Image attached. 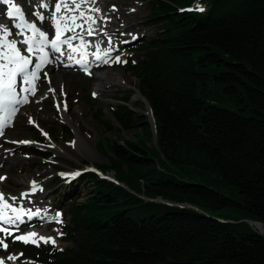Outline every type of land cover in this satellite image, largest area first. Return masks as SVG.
<instances>
[{
  "label": "trees",
  "instance_id": "obj_1",
  "mask_svg": "<svg viewBox=\"0 0 264 264\" xmlns=\"http://www.w3.org/2000/svg\"><path fill=\"white\" fill-rule=\"evenodd\" d=\"M148 5L157 31L127 71L154 129L125 98L112 119L95 112L107 132L138 130L97 145V169L127 189L86 174L87 199L67 205L70 246L18 249L43 264H264V237L245 222L264 225V0Z\"/></svg>",
  "mask_w": 264,
  "mask_h": 264
},
{
  "label": "rangeland",
  "instance_id": "obj_2",
  "mask_svg": "<svg viewBox=\"0 0 264 264\" xmlns=\"http://www.w3.org/2000/svg\"><path fill=\"white\" fill-rule=\"evenodd\" d=\"M100 2L102 5L97 8L103 10L102 15H107L101 16L100 20L112 22L109 30L123 36L120 44L122 49L118 54L121 62L111 61L88 76L75 73L71 79L67 75L72 73L65 72L58 65L51 66L44 71L47 77L45 78L43 73L38 81V94L31 99L30 104L19 111L12 127L6 130L4 138L0 140V177L5 178L0 181L1 192L8 197L19 198L21 193L30 190L31 181H35L43 189L36 200L38 202L44 200L64 211L63 224L55 222L44 229L37 227L36 223L28 228V232H42L55 239V245L40 242L41 247L52 246L62 250L70 246L62 242L63 226L67 221V205L82 204L90 192V184H84L81 179L71 180L66 175L97 173L94 168L106 164L104 153L97 147L101 139L133 141L136 138L137 129L130 132L120 130L107 132L102 127L101 120L96 121L99 114L95 112H101L102 121L112 119L111 113L120 105V99L125 98L129 100L127 106L136 113L143 116L146 113L143 99L135 91L138 81L124 67L134 63L141 56L139 44L152 38L157 31L156 27L147 23V16L150 13L149 0H100ZM0 23H5L1 8ZM48 27L47 24L46 28ZM125 62L127 64L124 65ZM110 63H114V66L110 67ZM103 74L111 75L112 78H97ZM97 85H100L101 90L95 92ZM65 105L67 110H64ZM29 118L32 123L29 122ZM110 127L114 126L110 124ZM19 141L32 143H14ZM153 146L154 144L147 145L148 148ZM34 151L45 152L50 154V157L41 158L33 155ZM13 177H22V180L17 181ZM32 200L33 195L25 199L26 202ZM35 207L38 208V205ZM216 215L235 218L236 213L232 209H222ZM146 217L147 215L143 218ZM251 228L264 237V234L255 227ZM2 236L3 234H0V237ZM6 243L8 245L6 250L0 246V260L3 264H39L18 250L20 245L34 244L14 241L11 236L6 239ZM9 255L18 256V259L10 261L7 259Z\"/></svg>",
  "mask_w": 264,
  "mask_h": 264
},
{
  "label": "snow or ice",
  "instance_id": "obj_3",
  "mask_svg": "<svg viewBox=\"0 0 264 264\" xmlns=\"http://www.w3.org/2000/svg\"><path fill=\"white\" fill-rule=\"evenodd\" d=\"M95 4L96 0H55L54 5L50 7L49 0H39L33 16L40 25L48 23L52 31L50 38L49 32L39 27L37 23L28 20L22 8L13 3V0H0V5H7L6 18L13 21L11 27L17 30L13 33L7 24L0 23V136L4 135L6 128L12 126L19 107L29 102L28 96L35 95L36 82L40 79L39 73L45 66L53 63L57 58H64L68 61L75 60L86 74H90L88 67L91 63L98 61L107 64L110 59H113L111 52L114 48L111 37L108 38V47L104 50L100 47L102 41L96 42L95 51L92 53L93 62L86 59L88 53L85 50L89 47V43L85 41L84 36H93L98 31L94 26L97 25L100 10L95 7ZM197 10L203 11L202 8ZM45 12L50 14L46 16ZM100 32L107 35L102 32V29ZM13 35L22 37V39H10ZM76 41L79 42L78 45ZM18 45L24 47L21 48ZM77 55L79 59H76ZM114 59L117 63L121 62L119 56ZM44 76L47 77L46 72ZM49 91L54 90L49 89ZM57 108L60 110L59 105ZM64 110H67L66 105ZM29 122L32 123L31 118ZM14 143L29 144L32 142ZM74 175H79V173ZM4 179L0 177V181ZM37 191H43V189L33 181L30 184V190L21 193L19 198L6 197L0 192V234H3L0 237V246L5 250L8 247L6 239L10 236L14 241H22L24 244L32 243L37 247L40 246V242L55 245V239L51 237L35 239L38 236L35 232L14 235L21 225L40 216L39 210L33 212L31 209L18 206L19 201L27 199ZM55 222L62 223L59 213H57ZM7 259L16 261L18 256L9 255ZM0 264H3L2 260Z\"/></svg>",
  "mask_w": 264,
  "mask_h": 264
},
{
  "label": "bare ground",
  "instance_id": "obj_4",
  "mask_svg": "<svg viewBox=\"0 0 264 264\" xmlns=\"http://www.w3.org/2000/svg\"><path fill=\"white\" fill-rule=\"evenodd\" d=\"M100 5H102L101 4V2H100V0H96V4H95V7H100ZM101 11H103V10H100V12ZM93 15H96V13H93ZM107 15H102V17H106ZM99 22V21H98ZM100 23V22H99ZM98 25V24H97ZM97 25H95L94 27H96L97 28V35L98 34H100L101 32H100V30L102 29V31L105 29V27H103V26H97ZM112 36V33H110L109 32V34H107V35H103L101 38H104L105 36ZM85 41L86 42H88L89 44H93V41L92 40H86L85 39ZM73 67H77V66H73ZM67 73H69V72H67ZM75 75V73L73 72L72 74H68L67 75V77L69 78V79H71L72 78V76H74ZM112 78L111 77V75H106V74H103V75H101V76H98L97 78L98 79H103V78ZM62 80V79H61ZM96 90H95V92L97 91H100L101 90V88H100V85H97L96 86ZM62 112L64 113V111L62 110ZM10 163V162H9ZM15 180H17V181H21L22 180V177H13ZM1 183H0V192H1ZM41 192H37L36 193V195H38L39 196V194H40ZM47 197V196H46ZM48 198V197H47ZM45 202L43 201L42 202V204H44ZM250 226L251 227H255L259 232H261L262 234H264V226L261 224V223H259V222H252L251 224H250ZM32 232H34V231H30V232H26V233H24V234H28V233H32ZM35 233H37L38 234V236L35 238V239H37V240H39V237H47V235H45V234H43L42 232H35Z\"/></svg>",
  "mask_w": 264,
  "mask_h": 264
},
{
  "label": "water",
  "instance_id": "obj_5",
  "mask_svg": "<svg viewBox=\"0 0 264 264\" xmlns=\"http://www.w3.org/2000/svg\"><path fill=\"white\" fill-rule=\"evenodd\" d=\"M155 202V201H154ZM156 202H159V203H163V204H167V202H162V201H160V200H158V201H156ZM168 205V204H167ZM171 205V204H170ZM177 206V205H176ZM184 207H188V208H192V207H190V206H185V205H183ZM239 222H242V221H239ZM245 222H247L249 225L252 223V222H249V221H245Z\"/></svg>",
  "mask_w": 264,
  "mask_h": 264
}]
</instances>
